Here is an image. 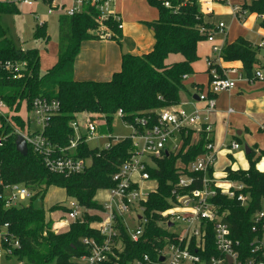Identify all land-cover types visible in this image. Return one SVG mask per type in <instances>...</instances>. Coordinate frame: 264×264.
Masks as SVG:
<instances>
[{
  "label": "trees",
  "instance_id": "trees-1",
  "mask_svg": "<svg viewBox=\"0 0 264 264\" xmlns=\"http://www.w3.org/2000/svg\"><path fill=\"white\" fill-rule=\"evenodd\" d=\"M200 1L147 0L159 15L157 20L146 23L154 33L153 50L141 56L124 54L120 71L114 73L109 81H77L74 78V64L82 43L101 40L97 34L99 24L94 11L89 9L75 16L59 17L58 60L45 74H41L39 50L18 49L2 24L4 15L19 14L18 5L13 0H0V62L27 63L17 80L0 69V99L12 113L0 115V172L6 184H22L34 193L28 204L19 207L5 208L0 200V233L8 224V232L21 243V249L15 252L14 257L7 259L15 258L26 264H78L76 258L90 253L89 248L82 244V239H103L97 227L93 226L99 223L101 218L98 214L103 211L102 204L95 200L97 193L115 186L113 176L135 151L131 138L115 142L109 149L91 148L81 141L77 156L91 159V165L83 173L70 177L52 173L31 148L27 156H22L16 149L17 132L24 131L27 123L19 114L23 104L26 103L27 110L31 112L36 98L60 102V114L50 120L45 132L47 139L60 148L69 145L74 134L71 123L78 114L87 113L104 119L106 125L101 127L103 133L112 131V123L120 110L129 123H135L136 118H148L146 129H151L157 124L160 111L180 104L184 81L194 73L193 64L199 59L198 45L206 40L200 28L211 27L205 23L206 15ZM243 1L242 11L258 14L261 17L260 26L264 29V0ZM166 3L170 6L166 7ZM105 25L112 34L111 40L123 45L119 23L110 19ZM46 28V24H37L36 37L48 41ZM258 51L257 46L241 37L223 48L222 58L225 62H242L247 77L254 78L255 68L259 66ZM174 56L180 57V60L172 61ZM194 136L192 128L182 130L179 135L182 142L180 148L168 149L162 159L154 160L152 166L148 167L147 172L157 182V189L150 193L148 201L144 203L150 219L147 234L140 243H134L121 229L125 249L120 255V264H129L139 259L143 250L149 251L146 236L167 235L168 232L159 226L161 214L177 201L174 190L177 195L185 193L177 188L179 179L182 175H191L187 168L206 153V146L211 141L203 131L197 140H194ZM263 157L264 151L258 157L255 151H251L247 155V170H233L231 167L225 170V180L243 184L242 192L248 197L246 206L225 196L215 200L220 212L225 213V221L230 225L234 238L243 245L253 240V216L262 211L264 172L257 165ZM196 176L200 179L203 177L202 174ZM209 177H213V169L209 170ZM50 187L63 189L68 201H77L83 208L81 218L62 232H54L53 222L47 218L46 211L34 205L38 199L45 198ZM49 211L68 212L69 209L60 203ZM206 246L208 252L203 254V260L207 264L210 257L217 255L211 228Z\"/></svg>",
  "mask_w": 264,
  "mask_h": 264
},
{
  "label": "built area",
  "instance_id": "built-area-1",
  "mask_svg": "<svg viewBox=\"0 0 264 264\" xmlns=\"http://www.w3.org/2000/svg\"><path fill=\"white\" fill-rule=\"evenodd\" d=\"M39 1V0H35ZM34 1V2H35ZM49 4L48 14L75 16L86 10L94 11L96 21L99 24L97 34L101 40H111L112 34L105 22L113 19L123 25L113 6L115 0H43ZM225 1V0H221ZM210 0H201L202 11L210 13L208 3ZM25 6H33L32 0H18ZM169 7V3L165 4ZM236 15L243 18L245 12L241 8H235ZM39 26L45 23L37 17ZM226 25L219 23L215 27H201L200 33L210 42L214 41L217 32L224 33ZM222 48L214 45L213 52L218 59H222ZM27 67L26 62L5 64L0 62V69L10 73L13 80L21 77ZM208 69L211 76L209 90L200 95V100L206 102L205 113L195 111L188 114L183 110L164 109L159 112L157 124L151 129H146L148 118H136L135 123L125 120L123 111H118L115 117L122 120L123 124L131 129L134 153L130 159L123 163L113 176L115 186L105 190L109 200L101 203L100 221L97 223L101 241L92 238L82 239V244L89 248L88 255L76 258L78 264H120V255L124 252V243L121 238V229H124L128 237L134 243H140L147 234L150 219L146 215L144 203L148 201L150 193L157 188L143 187L144 183L153 182L147 172L154 160L162 159L167 152L168 142L181 131L188 128L200 127L205 132L208 140H211L213 125L210 115L215 111L214 97L222 92H229L236 88L242 74L235 68L221 71L216 68V62L209 60ZM230 75H237L233 79ZM264 80L262 71L257 70L254 78ZM7 108L0 99V115ZM61 104L56 99L44 97L36 98L32 104L31 113L35 117L36 131L23 133L18 131L27 141L28 147L39 155L46 168L55 174L70 177L83 173L90 165L91 159L79 158L77 150L81 141L104 139L106 143L101 149H109L115 142L126 138H114L110 133L98 134L100 126L97 116L81 114L82 119H76L71 123L73 137L68 146L56 147L45 136L50 120L60 114ZM136 124V125H135ZM143 128L144 130H141ZM231 147L235 150L240 148L236 142ZM179 146L173 148L178 150ZM206 153L193 162L187 170L191 175H182L177 188L185 193L177 195V201L167 211L161 214L159 226L168 233L165 236L148 235L145 243L149 251H142L139 259L129 264H206L203 254L207 253L206 240L210 228L215 240L217 255L210 257L207 264H264V211H259L253 216L254 238L248 245H243L235 239L230 225L225 221V213L220 212L219 205L215 200L225 196L231 200H237L246 206L248 197L242 192L243 184L224 180L217 181L209 177V170L213 169L217 159V152L213 142L206 146ZM202 174L203 177L196 176ZM156 182V181H155ZM34 193L22 184H6L0 172V200L5 208L19 207L28 204ZM67 218H61L55 222L54 232L64 231L81 218L83 208L77 201H68ZM60 227L56 228V225ZM9 225L5 224L0 233V255L5 258L12 257L21 249L20 241L8 232Z\"/></svg>",
  "mask_w": 264,
  "mask_h": 264
},
{
  "label": "crops",
  "instance_id": "crops-1",
  "mask_svg": "<svg viewBox=\"0 0 264 264\" xmlns=\"http://www.w3.org/2000/svg\"><path fill=\"white\" fill-rule=\"evenodd\" d=\"M243 2V0H210L208 3L207 7L210 13L204 12L206 15L205 23L215 27L222 22L226 25L225 31L224 33L217 32L213 42L206 39L199 43V59L193 64L194 73L185 79V89L180 95V104L173 108L174 110H183L188 114H192L195 111L205 113L206 102L200 100V95L207 94L209 90L211 80L208 69L209 60L215 61L216 66L222 72L235 68L242 74V78L238 80L235 89L229 92H222L214 97L215 111L210 115L213 125L211 141L217 152V159L213 167V177L219 182H224L226 168L231 167L233 170H239L235 166V162L248 155L244 145L249 147L250 153L255 151L256 157L260 155L261 151H264V80L255 79L253 82L249 81L251 78L247 77L242 62H225L223 58L218 59L217 54L213 52L214 45L223 49L227 44L233 43L242 37L258 47L257 58L259 66L255 70H260L264 74V69L262 68L264 62L260 59V51L261 49L264 50V29L260 26L261 17L258 14L245 12L244 17L239 18L234 9L236 7L241 8ZM113 8L123 25V45H119L113 40H91L82 43L80 54L74 64L75 80L109 81L113 74L121 69L124 45L127 53L137 56L147 54L153 50L155 44L154 33L146 23L158 19L157 9L150 6L147 0H115ZM60 16L62 15L59 14ZM39 19L47 25V21L41 17ZM171 60L179 61L180 57H175ZM230 77L233 79L238 78L237 75H230ZM77 118L78 120L82 119V115L78 114ZM98 122L100 124L98 131L101 132V127L106 125V121L98 119ZM29 126L30 124L27 122L25 129ZM192 129L195 131L194 140H197L201 132L200 127L196 126ZM101 134L106 133L101 132ZM173 140L176 142L173 143L172 149L176 146H181L182 142L178 134L173 137ZM177 140L179 141L177 142ZM89 142L87 141L86 143L89 145ZM234 142L240 145L239 149L235 150L231 147ZM97 143L98 146L95 148L101 149L99 144L104 145L106 141L99 139ZM257 167L264 172V157ZM248 168L249 166L242 170H247ZM153 182L155 189L157 188V182ZM143 187L153 186L149 182L144 183ZM100 192L106 195L103 200L98 199ZM95 200L101 204L109 200V195L105 190H100ZM47 218H50V214H47ZM95 227H98V225Z\"/></svg>",
  "mask_w": 264,
  "mask_h": 264
},
{
  "label": "rangeland",
  "instance_id": "rangeland-1",
  "mask_svg": "<svg viewBox=\"0 0 264 264\" xmlns=\"http://www.w3.org/2000/svg\"><path fill=\"white\" fill-rule=\"evenodd\" d=\"M19 7V14H7L2 17V24L8 30V36L11 40H13L15 46L18 49L27 50L32 48H37L40 52L41 56V74H45L49 69H51L58 60V52H59V40H60V29H59V14L54 13L53 15L48 14L49 4L47 1L39 0L34 2L35 4L32 7H28L23 5L22 3H17L18 0H13ZM151 9V8H150ZM37 17H41L43 20L47 21L46 31L48 34V41L44 38L36 37V27H37ZM174 56L172 59H174ZM260 59L264 62V50L260 51ZM2 113L7 116L12 114L8 108L2 110ZM24 120H26L30 126V131H36L37 126L35 124L34 115L29 112L26 108V103L23 104V107L19 113ZM80 120V119H79ZM22 131L24 133L27 132V128ZM21 131V130H20ZM98 134H101L98 131ZM114 138H128L132 136V132L130 128H127L121 119L115 117L112 123V131L110 133ZM179 140H177L178 142ZM175 140H170L168 142V149H172L173 143ZM89 146L91 148H95L98 146L96 140H91L89 142ZM103 145L99 144V147ZM242 151V150H241ZM236 155L235 153H233ZM232 164V163H231ZM235 166L238 169H245L249 166V160L247 157L243 156V158L238 159L235 162ZM154 187V182H151ZM105 193L100 192L98 194V199L103 200L105 198ZM56 203L64 204L66 207L68 206V200L66 198L65 192L62 189L50 187L46 193L45 198L38 199L35 201L34 205L36 208H43L46 213L49 215L53 222H58L61 218H67V212L56 211L50 212L49 208ZM262 211H264V200L261 204ZM97 224H93L95 227ZM61 232V231H59ZM14 257V256H12ZM0 264H26V262H19L15 258L7 259L5 256L0 255Z\"/></svg>",
  "mask_w": 264,
  "mask_h": 264
},
{
  "label": "water",
  "instance_id": "water-1",
  "mask_svg": "<svg viewBox=\"0 0 264 264\" xmlns=\"http://www.w3.org/2000/svg\"><path fill=\"white\" fill-rule=\"evenodd\" d=\"M123 51H124V54L127 53L125 45L123 47ZM15 144H16V149H17L18 153H20L22 156L28 155L29 147H28L27 141L25 140V138L22 135L17 136ZM244 147H245L247 154H249L250 153L249 147L247 145H244Z\"/></svg>",
  "mask_w": 264,
  "mask_h": 264
},
{
  "label": "bare ground",
  "instance_id": "bare-ground-1",
  "mask_svg": "<svg viewBox=\"0 0 264 264\" xmlns=\"http://www.w3.org/2000/svg\"><path fill=\"white\" fill-rule=\"evenodd\" d=\"M60 227V224L59 225H56V228Z\"/></svg>",
  "mask_w": 264,
  "mask_h": 264
}]
</instances>
